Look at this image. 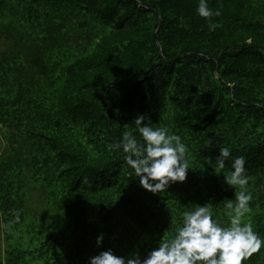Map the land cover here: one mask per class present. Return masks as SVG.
Listing matches in <instances>:
<instances>
[{"label": "trees", "instance_id": "trees-1", "mask_svg": "<svg viewBox=\"0 0 264 264\" xmlns=\"http://www.w3.org/2000/svg\"><path fill=\"white\" fill-rule=\"evenodd\" d=\"M198 4L0 0V264L143 258L199 206L227 226L238 156L252 196L243 219L264 236V0H208L214 26ZM139 115L181 137L184 182L149 192L113 147L125 132L143 143Z\"/></svg>", "mask_w": 264, "mask_h": 264}, {"label": "clouds", "instance_id": "clouds-1", "mask_svg": "<svg viewBox=\"0 0 264 264\" xmlns=\"http://www.w3.org/2000/svg\"><path fill=\"white\" fill-rule=\"evenodd\" d=\"M197 14L209 21L220 12L213 11L208 0H199ZM146 117L139 115L134 124L143 139L138 143L136 136L125 132L122 140L113 147L122 149L125 162L133 175L139 179V185L152 193L165 191L170 183L184 182L187 177V146L179 135L169 133L166 127L153 128L145 123ZM231 156L229 148L220 149L215 165L224 168ZM246 160L238 156L231 162V176L226 178L230 186L239 185L240 193L236 203H227L229 223L223 226L218 222L210 208L199 206L182 214V225L173 238L159 243V246L143 258L139 253L129 257L117 256L111 249L100 251L89 258L88 264H243L264 247V238L254 231L251 222L244 217L250 211L251 194L246 191L249 177L246 174ZM19 222V213H14ZM103 235L97 237V246L102 244Z\"/></svg>", "mask_w": 264, "mask_h": 264}, {"label": "rangeland", "instance_id": "rangeland-1", "mask_svg": "<svg viewBox=\"0 0 264 264\" xmlns=\"http://www.w3.org/2000/svg\"><path fill=\"white\" fill-rule=\"evenodd\" d=\"M29 209L31 212H36L40 217L42 216V210L38 208V201H37V195L33 194L30 199L29 203ZM261 238H264V236H260ZM16 236L13 234L12 236V242L15 240ZM25 245L27 244V241L24 242ZM259 253V263L264 264V247L261 248Z\"/></svg>", "mask_w": 264, "mask_h": 264}, {"label": "water", "instance_id": "water-1", "mask_svg": "<svg viewBox=\"0 0 264 264\" xmlns=\"http://www.w3.org/2000/svg\"><path fill=\"white\" fill-rule=\"evenodd\" d=\"M156 36L154 35V38H155ZM156 39V38H155Z\"/></svg>", "mask_w": 264, "mask_h": 264}]
</instances>
